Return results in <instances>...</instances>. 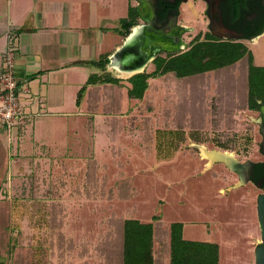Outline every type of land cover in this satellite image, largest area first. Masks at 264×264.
Returning <instances> with one entry per match:
<instances>
[{
  "label": "rangeland",
  "instance_id": "1",
  "mask_svg": "<svg viewBox=\"0 0 264 264\" xmlns=\"http://www.w3.org/2000/svg\"><path fill=\"white\" fill-rule=\"evenodd\" d=\"M107 2L99 26H124L130 0ZM201 6L184 5L181 21L193 24ZM244 43L264 66V33ZM154 69L150 62L145 71ZM103 70L122 83H90L80 109L32 122L25 151L18 135L10 140L0 181L7 264H119L121 220L154 216L182 222L187 240L218 244L219 264H256L263 190L203 150L240 163L264 159L259 112L248 105V59L151 77L142 99L129 98L130 77L108 60ZM166 238L159 229L158 248Z\"/></svg>",
  "mask_w": 264,
  "mask_h": 264
},
{
  "label": "crops",
  "instance_id": "2",
  "mask_svg": "<svg viewBox=\"0 0 264 264\" xmlns=\"http://www.w3.org/2000/svg\"><path fill=\"white\" fill-rule=\"evenodd\" d=\"M109 3L107 0H0V75L5 52L11 47L15 53L14 74L22 111L14 131L16 135H11V139L0 118V181L5 173L6 155L12 154L10 140L18 135L19 149L25 151L28 148L25 135L32 122L68 114L74 107L80 109L85 101L84 94L78 103L80 90L87 86L88 91L89 78L101 76L105 71L98 62H110L111 56L124 45L129 28L122 24L115 28L98 24L99 10H105ZM130 5L136 9L139 0H130ZM127 11L121 19L128 17ZM150 222L155 223L157 233L160 228L168 231L165 243L169 244L172 223L167 225L161 217ZM184 228L185 225L183 237ZM154 249H158L157 241Z\"/></svg>",
  "mask_w": 264,
  "mask_h": 264
},
{
  "label": "trees",
  "instance_id": "3",
  "mask_svg": "<svg viewBox=\"0 0 264 264\" xmlns=\"http://www.w3.org/2000/svg\"><path fill=\"white\" fill-rule=\"evenodd\" d=\"M136 20L137 11L135 7L130 5L128 17L122 19L123 27L133 26L137 22ZM245 57L248 59V105L252 110H259L260 101L264 104V66L254 63L253 51L244 42L196 41L187 51L179 55L160 56L154 61L155 69L152 72L143 71L128 79L131 83L128 87V96L129 98L142 99L148 89L151 77H158L171 72L180 78L194 76L233 65ZM98 64L104 66L105 61H100ZM96 82L121 84L122 79L113 76L95 75L88 80V83ZM86 87L84 86L80 90L78 103L81 102ZM159 218L154 216L153 219L155 221ZM120 224L122 244L118 249L119 264H219V245L185 239L183 237L184 224L182 222L171 224L169 244L165 243L168 238V231L165 230L167 238L160 243L161 246L163 245V252L160 251L159 256L157 249H154L159 234V230L158 233L155 231V223L124 218ZM0 264H7V258L1 254V251Z\"/></svg>",
  "mask_w": 264,
  "mask_h": 264
},
{
  "label": "flooded vegetation",
  "instance_id": "4",
  "mask_svg": "<svg viewBox=\"0 0 264 264\" xmlns=\"http://www.w3.org/2000/svg\"><path fill=\"white\" fill-rule=\"evenodd\" d=\"M199 3L202 6L193 13L196 14L194 23L182 22L184 5L196 9ZM136 11L138 21L129 27L126 38L134 26L139 25L141 31L119 58L126 61L125 65H144L143 71L158 57L179 55L196 41L245 42L253 41L264 33V0H139ZM260 104V152L264 158V104L262 101ZM262 163L264 159L251 161L245 167L247 177L244 179L261 188L264 185ZM236 173L242 178L238 171Z\"/></svg>",
  "mask_w": 264,
  "mask_h": 264
},
{
  "label": "built area",
  "instance_id": "5",
  "mask_svg": "<svg viewBox=\"0 0 264 264\" xmlns=\"http://www.w3.org/2000/svg\"><path fill=\"white\" fill-rule=\"evenodd\" d=\"M4 57L0 75V118L5 122L11 139L20 123L22 111L18 102V81L14 74V49L8 48Z\"/></svg>",
  "mask_w": 264,
  "mask_h": 264
},
{
  "label": "water",
  "instance_id": "6",
  "mask_svg": "<svg viewBox=\"0 0 264 264\" xmlns=\"http://www.w3.org/2000/svg\"><path fill=\"white\" fill-rule=\"evenodd\" d=\"M138 26L132 27V31H131L130 35L126 38L124 45L111 56L110 62H109V64L111 66L119 65L121 63H126V61L122 62L120 60L119 56L121 55L122 51L132 42V40H131L132 34L135 30V27H138ZM141 28H143L142 25H141ZM235 36H237V35H234V37ZM136 67L140 68L138 66L130 65L127 69H133ZM144 68H145V66H143L141 68V70H139L135 73H132L128 77H131L138 72H142L144 70ZM262 111L264 112V106L263 105H262ZM224 161H226V160H224ZM229 165L242 175V179H245V177H247V175L245 176V167L247 168L250 165V162L240 163L234 158V164H232V165L229 164ZM262 190H263L262 193L258 197V218H259L260 230H261V234H262V241L256 248V264H264V185L262 187Z\"/></svg>",
  "mask_w": 264,
  "mask_h": 264
},
{
  "label": "bare ground",
  "instance_id": "7",
  "mask_svg": "<svg viewBox=\"0 0 264 264\" xmlns=\"http://www.w3.org/2000/svg\"><path fill=\"white\" fill-rule=\"evenodd\" d=\"M140 28L139 27H135V30L132 34V38L131 40L134 41V39L137 37L138 33H139ZM126 63H122V64H119V65H115L113 66L114 68H117L120 73V75L122 77H127V76H130L132 73H135L139 70H141V68L144 66V65H140L138 67L140 68H133V69H127L130 65H125ZM204 156L205 157H208L210 158L211 160H214V159H224L226 160L229 164H234V158L230 155V154H221V153H218V152H208L206 151L204 148ZM220 161V160H219Z\"/></svg>",
  "mask_w": 264,
  "mask_h": 264
}]
</instances>
